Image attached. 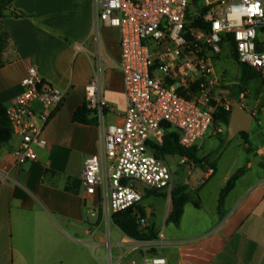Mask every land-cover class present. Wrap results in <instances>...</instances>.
Wrapping results in <instances>:
<instances>
[{"label":"crops","instance_id":"obj_1","mask_svg":"<svg viewBox=\"0 0 264 264\" xmlns=\"http://www.w3.org/2000/svg\"><path fill=\"white\" fill-rule=\"evenodd\" d=\"M93 26L91 0H13L0 16V33L9 37L3 56L7 65L0 69V103L6 108L15 104L30 66L65 95L44 133L47 146L36 148V162L16 164L13 151L20 147V137L0 146V174L7 173L0 180V264H78L74 247L90 248L102 240L90 236L98 222L87 213L82 177L85 158L102 152L103 139L98 125L76 123L74 116L85 106L86 87L96 78L110 106L107 124H122L127 106L117 67L120 33L97 32ZM244 167L219 177L217 164L213 174H205L197 188L191 187L192 200L178 225L168 221L169 196L163 223L154 226L168 239L162 252L168 264H264L262 160L247 166L223 214L218 212L222 190ZM196 170L188 173L190 179Z\"/></svg>","mask_w":264,"mask_h":264},{"label":"built area","instance_id":"obj_2","mask_svg":"<svg viewBox=\"0 0 264 264\" xmlns=\"http://www.w3.org/2000/svg\"><path fill=\"white\" fill-rule=\"evenodd\" d=\"M91 1L94 30L120 33L117 67L124 78L127 109L122 124H107L110 106L101 80L86 87L85 106L97 119L103 139L102 152L84 161V202L88 215L101 225L90 236L101 235L94 245L105 250V264H168L162 253L168 244L163 231L135 239L115 224V216L132 211L139 230L150 234L149 218L141 213L144 193L133 184L169 196L175 188L168 163L154 155L152 146H162L172 129L181 147L200 149L218 110H231L220 91L228 84H223L214 61L222 44L230 45L238 62L256 71L264 85V0H200L194 21L202 19L204 27L198 29L189 21L194 0ZM64 98L60 89L40 78L35 66L28 68L22 94L7 108L13 137L21 138L13 151L18 166L37 161L36 148L47 146L44 133ZM252 114L264 136V104ZM5 177L7 173L0 174L1 181Z\"/></svg>","mask_w":264,"mask_h":264},{"label":"rangeland","instance_id":"obj_3","mask_svg":"<svg viewBox=\"0 0 264 264\" xmlns=\"http://www.w3.org/2000/svg\"><path fill=\"white\" fill-rule=\"evenodd\" d=\"M200 6V1L197 5L192 4L189 18L190 24H192L194 19L198 18L199 15H197L196 9ZM221 48V55L217 56L214 61L216 71L223 79V84H228V87L221 85L220 88L224 99L231 105L235 100H239L249 113H255L264 102L261 94L262 82L254 80L247 85H243L240 81L241 68L232 53V47L222 44ZM242 95L243 97H241ZM253 130H256L255 126ZM260 150L262 152L264 147L259 145L256 136L244 137L239 135L229 139L228 127L214 124L205 136L201 148L198 149V157L210 158L211 161L216 160L219 167L218 176L223 177L228 169H238L241 166L249 167L250 164L255 162L256 158L264 162V152L261 153ZM182 160L183 158L180 157L167 158L166 160L173 175L175 188L181 187L183 184L189 185L191 179L188 173L195 170L189 160L185 164L182 163ZM168 200L169 195L166 192L153 191L150 188L145 190L142 206L151 208L154 211V215L150 219L152 225L160 226L163 223L168 211ZM97 220L94 218V221ZM98 225L100 224L98 223ZM74 255L78 264H105V250L103 248L97 249L96 246L87 248L76 245L74 247Z\"/></svg>","mask_w":264,"mask_h":264},{"label":"trees","instance_id":"obj_4","mask_svg":"<svg viewBox=\"0 0 264 264\" xmlns=\"http://www.w3.org/2000/svg\"><path fill=\"white\" fill-rule=\"evenodd\" d=\"M200 0H194V5ZM13 0H1L0 1V16H4V12L11 5ZM15 17H22L23 15L11 14ZM192 27L195 29L203 28V20L198 19L192 23ZM8 34L5 32L0 33V69L4 68L7 65V62L4 61L3 56L8 48ZM234 56L236 61L238 62V58L234 52ZM239 63V62H238ZM241 68V78L240 81L243 85H247L251 81L260 80L259 75L256 71L251 69L250 67L240 64ZM264 99V85L262 84V92ZM264 104V102H263ZM232 114V107L230 111H226L224 108H220L215 115V124H221L224 126H229V121ZM92 114L83 106L80 108L75 116L74 121L80 124H95L98 125V121L95 118H91ZM255 132L256 137L263 136L257 130H253ZM244 137H252L249 134H241ZM13 138V131L11 129L9 119L7 117V108L0 103V146L9 143ZM264 144V143H263ZM152 151L154 155L162 159L164 161L169 157H180L189 160L195 169H201L203 171H207L208 169L216 170L217 162L216 160L211 161L210 158H199L198 157V149H185L180 146L178 141V133L175 130L169 129L164 140V144L162 146H152ZM248 168L244 167L239 169L228 181L226 187L222 190L219 199V207L218 212L220 215L223 214V209L225 205V201L230 193L235 189L238 181L247 173ZM192 200L191 196V187L190 185H186L183 187H176L171 193V212L168 216V221L178 225L180 220L184 214L185 206ZM197 208L200 207L199 202H195L194 204ZM130 211L128 213L119 214L115 216V224L128 236L135 239H145L152 237L154 235V225H151L149 229L150 234H146L141 232L137 226L136 218ZM141 213L144 217H147L146 209H141ZM153 217V215H152ZM151 217V218H152Z\"/></svg>","mask_w":264,"mask_h":264},{"label":"water","instance_id":"obj_5","mask_svg":"<svg viewBox=\"0 0 264 264\" xmlns=\"http://www.w3.org/2000/svg\"><path fill=\"white\" fill-rule=\"evenodd\" d=\"M254 127V115L249 113L242 105L239 100H235L232 103V114L229 121L228 126V136L229 139H233L241 134H249L251 136H255V132L253 131ZM257 139H261L260 137H256ZM264 150L261 152L263 153ZM205 176V172L201 169H197L192 177H191V185L190 187L197 188L203 177ZM141 193H144L146 188L144 185L139 183L133 184ZM147 217L151 219L152 217V209H146Z\"/></svg>","mask_w":264,"mask_h":264},{"label":"flooded vegetation","instance_id":"obj_6","mask_svg":"<svg viewBox=\"0 0 264 264\" xmlns=\"http://www.w3.org/2000/svg\"><path fill=\"white\" fill-rule=\"evenodd\" d=\"M260 140L264 143V136H260Z\"/></svg>","mask_w":264,"mask_h":264}]
</instances>
